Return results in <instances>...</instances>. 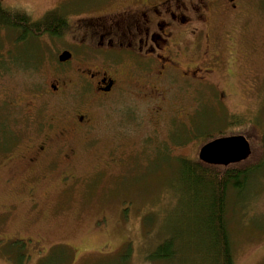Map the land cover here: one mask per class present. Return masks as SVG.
<instances>
[{"label":"rangeland","instance_id":"obj_1","mask_svg":"<svg viewBox=\"0 0 264 264\" xmlns=\"http://www.w3.org/2000/svg\"><path fill=\"white\" fill-rule=\"evenodd\" d=\"M0 1L35 21L64 0ZM258 1L242 15H231L226 6L211 17L209 28L222 38L234 35L233 43L226 38L218 47L212 79L217 89L190 94L178 84L174 90L163 84L165 92L146 101L139 88L125 86L91 103L96 118L91 132L67 136L77 155L69 170L63 168L71 174L65 176L61 166L49 169L45 158L31 169L26 165L23 147L30 132L24 129L34 120L31 137H41L61 120V101L44 93L53 69L66 74L101 62H85L78 54L66 67L59 55L68 41L44 36L29 42L40 64L15 67L14 56L29 54L13 46L18 35L0 30V126L12 123L21 139L13 150L9 145L0 150V264H157L147 256L167 236L174 249L181 247V238L169 233L182 199L178 159L198 158L203 143L219 133L244 135L255 124L264 134V4ZM84 7L87 2L71 5L74 11ZM8 66L14 69L7 72ZM76 94L77 102H65L64 108L81 104L83 89ZM6 131L12 133L10 126ZM54 152L49 160L63 157ZM242 195V202L233 195L229 211L235 264H264V165L251 174Z\"/></svg>","mask_w":264,"mask_h":264},{"label":"flooded vegetation","instance_id":"obj_2","mask_svg":"<svg viewBox=\"0 0 264 264\" xmlns=\"http://www.w3.org/2000/svg\"><path fill=\"white\" fill-rule=\"evenodd\" d=\"M260 1L264 4V0ZM80 2H87L88 8L74 11L71 5ZM226 6L231 15L238 16L254 8L253 0L61 2L59 7L51 11L56 12L57 19L62 21V33L58 36L44 35L51 41L56 42L63 37L68 41L61 54L69 52L72 57L60 63L68 67L79 58L78 54L85 62L97 60L101 63H86L83 67L77 65L73 72L66 74L60 73V69H53L44 93L51 100L61 101L63 108L57 114L61 120L59 123L52 122L41 137H31L35 132V127L31 126L34 120L27 123L24 132H30V135L23 147L26 165L31 169L45 158L49 169L61 166L60 173L63 176L71 175L63 168L69 170L67 166L75 162L77 152L76 147L68 142L71 141L67 140L68 134L83 136L90 133L96 121L91 103L103 101L125 86L139 88L146 101L160 97L165 92L163 84L168 88L172 86V90L178 84L179 88L190 94L208 88L217 89L212 79L219 66L218 47L226 38L233 43L234 35L226 32L222 38L215 32V28L209 27L212 15L220 10L226 11ZM88 53L92 54L90 59L87 58ZM195 58L199 60H193ZM69 76L74 77L70 79ZM137 77L143 79V82L136 80ZM79 87L85 95L81 104H67L64 108L65 102H77L76 91ZM17 105L20 106L15 103ZM28 106L36 107L32 101ZM6 126H10V135ZM11 127L12 123H2L0 126V150L7 145L11 146L8 149L13 150L21 142L19 131ZM53 151L63 154V157H59L60 161L59 158L49 160ZM195 158L193 156L189 160Z\"/></svg>","mask_w":264,"mask_h":264},{"label":"trees","instance_id":"obj_3","mask_svg":"<svg viewBox=\"0 0 264 264\" xmlns=\"http://www.w3.org/2000/svg\"><path fill=\"white\" fill-rule=\"evenodd\" d=\"M55 13L49 12L44 19L34 21L29 13L8 10L0 1V30L18 35L13 46L19 50L26 49L29 54L26 58L22 54L14 56L12 63L15 67L32 62L40 64L41 55L35 58L37 49L34 50L29 42L45 34L58 36L62 33L63 23ZM32 50L33 55L29 53ZM10 69L14 68L6 67L7 72ZM253 129L256 132H250ZM250 130L245 132V137L250 143L252 154L245 161L219 166L205 163L199 157L178 159L177 164L183 175V187L179 191L182 199L174 232L168 231L181 238V247L174 249L172 235L167 236L148 254L149 261L157 264H235V246L229 221L233 195L236 194L239 202H242V194L248 188L251 174L257 173L264 165V134L255 124ZM224 134H216L215 138L224 137ZM209 140L203 146L214 138Z\"/></svg>","mask_w":264,"mask_h":264},{"label":"water","instance_id":"obj_4","mask_svg":"<svg viewBox=\"0 0 264 264\" xmlns=\"http://www.w3.org/2000/svg\"><path fill=\"white\" fill-rule=\"evenodd\" d=\"M72 55L64 52L60 62L68 61ZM252 154L251 146L243 135L218 138L203 146L199 159L205 163L219 166H229L247 160Z\"/></svg>","mask_w":264,"mask_h":264},{"label":"bare ground","instance_id":"obj_5","mask_svg":"<svg viewBox=\"0 0 264 264\" xmlns=\"http://www.w3.org/2000/svg\"><path fill=\"white\" fill-rule=\"evenodd\" d=\"M60 61V60H59Z\"/></svg>","mask_w":264,"mask_h":264}]
</instances>
